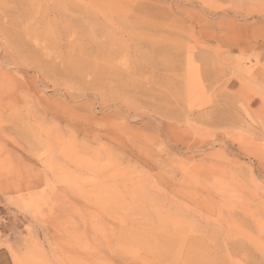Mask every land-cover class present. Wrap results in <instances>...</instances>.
Here are the masks:
<instances>
[{"label":"rangeland","instance_id":"obj_1","mask_svg":"<svg viewBox=\"0 0 264 264\" xmlns=\"http://www.w3.org/2000/svg\"><path fill=\"white\" fill-rule=\"evenodd\" d=\"M0 214L14 264H264V0H0Z\"/></svg>","mask_w":264,"mask_h":264},{"label":"bare ground","instance_id":"obj_2","mask_svg":"<svg viewBox=\"0 0 264 264\" xmlns=\"http://www.w3.org/2000/svg\"><path fill=\"white\" fill-rule=\"evenodd\" d=\"M41 201V199L40 198H31V199H29V200H25V202H24V206L28 209V210H30V211H32V212H34V213H37L38 211H39V200ZM39 201V202H38ZM41 206V205H40ZM35 249V248H34Z\"/></svg>","mask_w":264,"mask_h":264},{"label":"crops","instance_id":"obj_3","mask_svg":"<svg viewBox=\"0 0 264 264\" xmlns=\"http://www.w3.org/2000/svg\"><path fill=\"white\" fill-rule=\"evenodd\" d=\"M0 264H14L12 256L4 248H0Z\"/></svg>","mask_w":264,"mask_h":264},{"label":"built area","instance_id":"obj_4","mask_svg":"<svg viewBox=\"0 0 264 264\" xmlns=\"http://www.w3.org/2000/svg\"><path fill=\"white\" fill-rule=\"evenodd\" d=\"M8 224V218L5 215L0 214V228Z\"/></svg>","mask_w":264,"mask_h":264}]
</instances>
